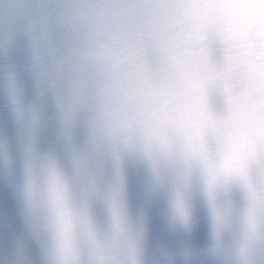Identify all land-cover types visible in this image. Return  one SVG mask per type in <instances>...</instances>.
<instances>
[{
	"label": "clouds",
	"instance_id": "9594fccd",
	"mask_svg": "<svg viewBox=\"0 0 264 264\" xmlns=\"http://www.w3.org/2000/svg\"><path fill=\"white\" fill-rule=\"evenodd\" d=\"M0 103V264H264V0H0Z\"/></svg>",
	"mask_w": 264,
	"mask_h": 264
},
{
	"label": "water",
	"instance_id": "95a60500",
	"mask_svg": "<svg viewBox=\"0 0 264 264\" xmlns=\"http://www.w3.org/2000/svg\"><path fill=\"white\" fill-rule=\"evenodd\" d=\"M28 98L31 97V85H28L27 89ZM0 119H4L6 127L9 130V133L12 134L13 126L10 120L7 119L6 113L4 112L3 105L0 103ZM0 207L6 208L9 213V217L18 225V221H15L14 207L11 199L8 196V193L5 190L0 189Z\"/></svg>",
	"mask_w": 264,
	"mask_h": 264
}]
</instances>
